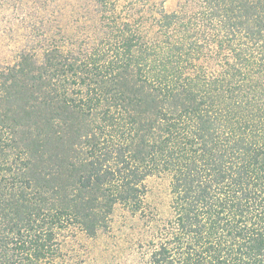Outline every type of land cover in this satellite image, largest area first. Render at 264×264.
<instances>
[{"label": "trees", "instance_id": "16d2710c", "mask_svg": "<svg viewBox=\"0 0 264 264\" xmlns=\"http://www.w3.org/2000/svg\"><path fill=\"white\" fill-rule=\"evenodd\" d=\"M93 1L0 67V264H52L161 173L141 264H264V0Z\"/></svg>", "mask_w": 264, "mask_h": 264}, {"label": "rangeland", "instance_id": "374dc122", "mask_svg": "<svg viewBox=\"0 0 264 264\" xmlns=\"http://www.w3.org/2000/svg\"><path fill=\"white\" fill-rule=\"evenodd\" d=\"M162 3L172 10L176 0H150ZM120 6H128L119 0ZM81 7H95L93 0H2L0 3V67L11 64L23 49L35 48L38 54L45 36L41 30L70 26L72 29ZM40 56V55H39ZM147 192L143 212L132 215L117 206L112 215L110 228L89 238L73 229L62 239V251L52 264H141L146 241L155 239L154 220L145 222L147 215L155 218L170 217L169 177L154 174L145 181ZM152 213V214H151Z\"/></svg>", "mask_w": 264, "mask_h": 264}]
</instances>
